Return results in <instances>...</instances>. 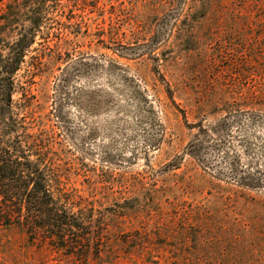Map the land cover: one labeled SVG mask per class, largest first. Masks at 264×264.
<instances>
[{
    "label": "rangeland",
    "instance_id": "1",
    "mask_svg": "<svg viewBox=\"0 0 264 264\" xmlns=\"http://www.w3.org/2000/svg\"><path fill=\"white\" fill-rule=\"evenodd\" d=\"M66 2L16 78L88 200L89 256L0 227V264H264V0Z\"/></svg>",
    "mask_w": 264,
    "mask_h": 264
},
{
    "label": "trees",
    "instance_id": "2",
    "mask_svg": "<svg viewBox=\"0 0 264 264\" xmlns=\"http://www.w3.org/2000/svg\"><path fill=\"white\" fill-rule=\"evenodd\" d=\"M58 1L68 6V0H0V227H16L33 246L85 260L88 200L72 186L73 167L48 119L41 116L38 101L30 90L20 89L16 78L36 39L45 35L42 27ZM3 33L14 37L12 42L2 44ZM17 92L21 98L15 100ZM201 146L191 142L188 155L200 157ZM240 179L237 183L244 188L260 183L253 175Z\"/></svg>",
    "mask_w": 264,
    "mask_h": 264
}]
</instances>
